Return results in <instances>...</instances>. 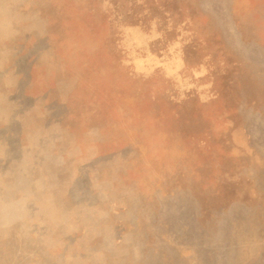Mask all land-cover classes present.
I'll return each instance as SVG.
<instances>
[{"label":"rangeland","instance_id":"374dc122","mask_svg":"<svg viewBox=\"0 0 264 264\" xmlns=\"http://www.w3.org/2000/svg\"><path fill=\"white\" fill-rule=\"evenodd\" d=\"M0 264H264V0H0Z\"/></svg>","mask_w":264,"mask_h":264}]
</instances>
